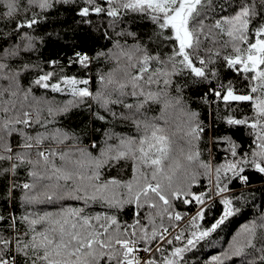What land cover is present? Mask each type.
Wrapping results in <instances>:
<instances>
[{
  "label": "snow or ice",
  "instance_id": "1",
  "mask_svg": "<svg viewBox=\"0 0 264 264\" xmlns=\"http://www.w3.org/2000/svg\"><path fill=\"white\" fill-rule=\"evenodd\" d=\"M76 3L77 0H23L22 6L21 0H0V19L16 20L22 14L24 20H18L14 26V31L19 32L32 29L57 4ZM130 14L156 25L158 43L169 51L162 57L139 42L126 46V42L121 44L117 40L113 50L98 52L95 57L75 52L69 66L78 64L87 70L93 59L115 62L111 71L98 74L99 87L95 92L89 87L90 79L62 76L53 82L54 72H44L31 86L23 88L20 77L32 66L13 69L6 61L17 58L21 51L33 50L34 37L27 33L21 37L26 41L22 48L16 46L0 52V81H7L6 86L0 85V98L7 94L22 96L27 101L32 87L72 97L56 105L33 96L34 103L28 106L31 110L25 109L23 103L18 108L10 99L0 102V112L4 114L0 116V161L9 163L8 168L0 171L15 175L21 166L28 167L30 182L21 186L25 205L82 202L80 207H61L54 213L25 214L19 218L23 230L17 227V218L11 217V235L0 233V264H17L18 257L23 258V264H180L185 252L233 215V200L223 198L228 185L233 180L248 184L246 170L264 176V0H82L77 11L81 23H91L88 17L92 15H104L109 18L110 27ZM126 35L136 38L134 32ZM218 61L243 82L244 91H239L232 80H219L215 68ZM57 63L52 61L51 65ZM182 74L206 82L213 102L223 104L229 111L235 110L234 105H249L250 115L224 118L230 127L248 129L252 138L249 151L238 152L239 146L231 137H218L214 143L227 145L225 162L214 168L210 162L200 161L198 144L205 126L199 114L188 111L177 98L175 104L180 105V112L186 117L180 137L184 144L177 152L169 130L157 122L164 120L167 125L168 121L163 116H149L146 109L161 103L162 93L166 95L165 90L172 86V78ZM214 79L216 84L212 83ZM154 85L163 87L154 92ZM129 98L134 102H128ZM89 100L113 120L130 121L137 135L117 136L118 143L112 145L107 140L113 139L114 134H108L98 157L76 144L72 145L74 150H60V145L78 137L58 128L49 131L47 124ZM208 102L205 97V103ZM171 103L164 101V108ZM117 106L123 111L118 112ZM45 110L47 117L42 120ZM94 114L100 121L108 118L100 111ZM34 124L46 131L30 135L26 129ZM14 134L22 139V151H14L10 143ZM120 161L132 162L133 180L103 179L101 170ZM201 175L208 177L210 187L208 191L195 192L193 186ZM209 192L222 197L223 215L210 229L193 231L191 238H186L183 230L176 233L178 222L184 217L175 210L174 202L204 206L206 199H211ZM97 202L117 211L133 205L132 222H121L115 214H89L86 209ZM203 218L204 210L200 207L190 223L199 229L196 221ZM5 219L0 215V222ZM174 241L186 242L182 247L165 249ZM248 249L258 251V259L264 264V223L246 225L224 257H246ZM212 264L224 261L216 256ZM247 264H256V258Z\"/></svg>",
  "mask_w": 264,
  "mask_h": 264
},
{
  "label": "trees",
  "instance_id": "2",
  "mask_svg": "<svg viewBox=\"0 0 264 264\" xmlns=\"http://www.w3.org/2000/svg\"><path fill=\"white\" fill-rule=\"evenodd\" d=\"M23 6V0H21ZM82 4V0H77L76 4L61 5L57 4L50 10L45 18L41 19L32 29L23 28L19 32L14 31L15 23L24 20L21 14L16 20L0 19V52L16 46L23 47L26 41L21 37L24 33L34 37V48L31 51H21L20 55L12 60L6 61L11 68L19 69L22 65L32 66V70L25 72L20 77V82L23 88L27 89L31 86V82L44 72H54L53 82H56L62 76H74L78 79H90V89L95 92L99 87L97 76L100 73L111 71L116 65L114 61L101 59H93L89 69H82L78 64L69 66L70 58H74L75 52L86 53L90 57H95L98 52L108 53L113 50L114 42L119 40L121 44L131 46L137 42L148 46L149 51L160 54L162 57L169 51L167 47H161L158 43L155 33L158 31L149 19L128 15L114 26H109V18L104 15H92L88 17L91 23H81V18L77 15L78 7ZM2 11V8H0ZM123 32L125 35L118 36L117 33ZM128 32H134L136 38L126 35ZM105 33L108 34L107 38ZM52 61H57L55 66L51 65ZM221 62H217L215 68L221 82L232 80L239 91H244L242 81L235 77L234 73L230 72L226 67H221ZM213 84L217 81L212 80ZM0 85H7V81H0ZM163 86L157 88L155 85L152 91H160ZM209 85L206 82H198L187 74L177 75L172 78V86L166 89V95L162 93L161 103L150 105L146 111L149 116L161 117L166 119V113H173L174 124L180 121V105L175 104V99H180L181 104L188 110L199 114V119L205 126V132L202 139L199 141L198 149L200 152L199 160L202 162H210L215 168L225 162V157L228 153L225 151L226 144L214 143L218 137H231L239 147L238 152H247L250 150L251 137L248 135V129L243 126H228L224 118L233 116L241 118L245 115H250V107L248 104L234 105L233 111H229L223 104L213 102L212 95L208 92ZM33 96L53 101L56 105H62L66 101L72 99L67 93H54L50 90H45L38 87H32V95L27 101H23V97H8L5 94L0 98V102L14 101L19 108L21 103L25 109L31 110L28 106L33 101ZM205 97L209 101L205 103ZM164 101H171V105L165 109ZM128 102H134L131 98ZM118 112L123 111L120 107H116ZM100 111L94 101H87L79 107H74L66 115H58L54 122L47 124V130L52 131L61 129L68 133H75L78 140H69L65 144L60 145V150L70 151L72 145L76 144L79 147L87 148L93 156H100V152L105 148V141L108 134H114L113 139L107 140L108 144L115 145L118 143L117 136H136L137 131L130 121L116 119L113 120L108 116L106 121L96 119L95 112ZM181 113V112H180ZM4 114L0 112V116ZM47 117L46 110L42 113L41 119ZM167 125L164 120L157 121L162 126H165L169 133L173 132L175 125L171 120H167ZM26 131L35 136L37 132H45V127L39 124H34L33 127ZM184 142L181 140V143ZM14 151H22L19 145L22 139L19 135H13L10 138ZM96 147L92 148L91 145ZM48 146V142H45ZM55 146V145H53ZM57 163L59 161L57 160ZM9 167L7 161H0V170ZM198 171V165H194ZM28 167L21 166L16 170V174L12 175L8 172L0 171V215L6 219L0 222V233L4 236H10L12 230L8 227L11 217L17 218V227L23 230V225L19 223V218L30 212L43 214L44 212H56L61 207H80L82 202L75 200H66L56 204H40V205H25L24 190L22 184L30 182L28 176ZM103 179L116 178L123 182L133 180V166L131 161H120L114 167L104 168L101 170ZM249 177L248 184H241L238 180H233L229 185V190L223 194V198L233 200L235 211L233 215L228 217L225 222L220 225L214 232H211L208 237L201 240L194 248L184 253V258L180 264H212V258L219 256L223 259L224 264H242V261L247 264L248 260L243 257H224V253L230 250L233 241L241 233L246 225H251L255 222L257 225L264 223V176L251 170H246L244 173ZM214 179V177H213ZM15 185V187H14ZM210 185L208 177L203 175L198 177V183L193 186V191L203 192L208 191ZM123 191V189H120ZM211 199H206L204 206L196 204L184 205L181 201L174 202L175 210L180 212L184 217L178 222V227L175 232L183 230L186 238H191L193 231H202L210 229L222 215L224 206L220 202L222 197L214 196L209 192ZM203 207L204 218L197 220L196 224L199 229L191 223V217L195 216L198 208ZM86 211L89 214H115L121 222L131 223L133 220V205H125L123 210L117 211L108 209L100 203L91 204ZM260 230L258 229V232ZM186 242V241H184ZM184 242L174 241L173 245H165V249L172 250L174 247H182ZM249 258H256V264H261L258 257L260 253L252 249H248ZM160 254L157 253V256ZM17 264H23V258H17Z\"/></svg>",
  "mask_w": 264,
  "mask_h": 264
},
{
  "label": "rangeland",
  "instance_id": "3",
  "mask_svg": "<svg viewBox=\"0 0 264 264\" xmlns=\"http://www.w3.org/2000/svg\"><path fill=\"white\" fill-rule=\"evenodd\" d=\"M165 115H166V120H171L173 122L172 109H171V111H168ZM177 116L178 117L180 116V121L178 123H176V124H174V122H173V124L175 125V127H174L173 132L169 133V135L171 136V138L175 142L174 143V146L176 147L177 152H178L179 151V147L184 144V142L181 143V138L180 137L182 135L181 129L183 127H185V125H186V117L182 113H180V112H179V114ZM235 239H234V241H235ZM230 249H231V246H230ZM247 253L250 254L249 252H247ZM244 258L246 260H248V261H251L252 260V258H249L248 255L246 257H243V259Z\"/></svg>",
  "mask_w": 264,
  "mask_h": 264
}]
</instances>
